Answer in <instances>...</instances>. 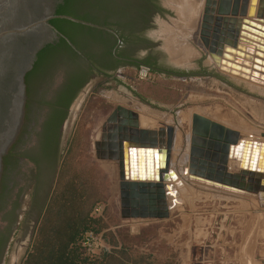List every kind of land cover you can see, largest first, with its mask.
I'll return each instance as SVG.
<instances>
[{"label":"water","instance_id":"water-1","mask_svg":"<svg viewBox=\"0 0 264 264\" xmlns=\"http://www.w3.org/2000/svg\"><path fill=\"white\" fill-rule=\"evenodd\" d=\"M196 1L199 12L202 2ZM174 3L183 8L178 18L173 16L170 24L160 21V28L151 33L159 41L176 34L174 52L168 51L170 58L165 56V69L216 77L264 101V89L259 88H264V0H206L201 40L209 56L198 40L200 20L192 18L196 6L192 15L191 3ZM151 12L145 19L152 18L153 22L155 14ZM53 15L51 0H0V189L3 158L22 124L26 76L47 42ZM163 41L161 45L167 49ZM92 88L83 91L70 109L61 128L60 152ZM176 132L170 125L158 131L142 129L139 114L123 106L116 107L109 117L94 148L98 160L118 163L122 219L145 223L170 220L176 201L169 204V198L177 194L178 180L183 179L186 168L188 182L253 199L264 208V142L244 140L238 131L195 114L189 163L176 171L171 165ZM230 161L239 165L237 173L230 172ZM35 170L29 163L24 170L12 171L6 177V186L11 189L4 192L5 210L0 213V241L7 239L1 264L21 263L50 192L56 168L51 181L37 195L31 181ZM16 203L20 205L17 214H28L19 216L13 225L8 214L16 209ZM135 230L138 233L137 227Z\"/></svg>","mask_w":264,"mask_h":264},{"label":"rangeland","instance_id":"rangeland-1","mask_svg":"<svg viewBox=\"0 0 264 264\" xmlns=\"http://www.w3.org/2000/svg\"><path fill=\"white\" fill-rule=\"evenodd\" d=\"M199 31L200 25L198 40L208 55ZM122 71L121 82L112 83L118 88L120 94L116 90L114 92L120 98L112 99L102 94V82L89 91L61 149L60 161L42 212L54 189L60 163L71 149L69 160L82 166H95L100 171L101 186L105 192L102 212L116 234L135 243L139 252L169 264H264V208L257 201L194 185L183 176L178 180L176 191L180 199L173 205L170 220L124 226L116 204V188L112 192V181L100 169V160L94 148V140L100 137L106 115L118 106L134 110L141 120L148 122L150 128L175 127L183 143V159L189 160L192 117L195 114L238 130L247 140H264V101L246 95L216 77L179 79L157 73L155 81L146 82L139 81V69L125 68ZM173 198L170 203H173ZM39 219L20 264L32 245ZM128 234L131 238H125ZM93 248L98 250L94 245Z\"/></svg>","mask_w":264,"mask_h":264},{"label":"flooded vegetation","instance_id":"flooded-vegetation-1","mask_svg":"<svg viewBox=\"0 0 264 264\" xmlns=\"http://www.w3.org/2000/svg\"><path fill=\"white\" fill-rule=\"evenodd\" d=\"M169 1L167 5L164 3L165 0H158L157 5L162 11L156 6L152 8L151 13L155 14L153 22L152 18L149 20L146 18L140 20L141 22L138 21L137 26H134L131 25L132 19L130 18L135 15L133 12L129 14L131 10L123 0L109 3L102 0L91 1L86 5L66 0H51L54 15L49 20L47 42L40 52L47 49L41 58L37 56L32 70L27 74L30 75V85L28 86L26 78V100L22 124L12 146L3 158L0 208H3L5 190L11 189V186H6L5 180L12 171H22L29 163L35 166L36 170L31 180L34 183L35 195L51 181L55 163L45 161L41 153L44 125L51 112L47 103L54 102L59 90L69 81L84 79L88 76L89 81L81 91L82 93L91 86L94 87L93 83L111 81L118 84L124 72L122 70L137 69L144 63L156 65L163 73L171 77L191 79L196 76L193 71L179 73L165 69V56L170 58V53L174 52L176 34H172L170 38L167 36L168 40L165 37L164 41L155 40L151 36L156 28H160V21L165 20L170 24V19L173 16L178 18V12L183 9L182 5H175L176 0ZM183 1L184 5L187 1L191 3L192 15H194V5L196 6L197 13L192 18L193 21L200 20L201 40L206 0H200L202 4H200L199 12V2L196 0ZM60 7L70 11L69 13L77 18L57 15ZM172 26L178 28L175 24ZM162 41L166 47L168 46V50L162 47ZM27 214L28 212L25 211L19 213L18 216L25 217ZM18 225L20 227V224ZM23 230L21 228L20 231ZM3 243L1 240L0 264L5 249Z\"/></svg>","mask_w":264,"mask_h":264},{"label":"trees","instance_id":"trees-1","mask_svg":"<svg viewBox=\"0 0 264 264\" xmlns=\"http://www.w3.org/2000/svg\"><path fill=\"white\" fill-rule=\"evenodd\" d=\"M66 1L86 5L91 1L101 0ZM102 1L109 3L119 0ZM123 2L131 10L129 14L133 12L135 15L134 18H130L131 25L134 26H137L138 21L145 20V15L150 13L154 6L162 11L157 5L158 0H123ZM69 12L60 7L57 15L77 18ZM46 49L38 54L40 58ZM143 66L151 68L155 74L163 73L151 63H144ZM29 76H26L28 86ZM88 81V76L69 81L59 90L54 102L47 103L51 112L44 125L41 153L45 161L55 163V168L60 161L61 128ZM68 154L60 163L54 189L41 214L32 245L22 264H169L168 261L161 262L153 255L139 252L135 243L124 240L123 235L116 234L106 220L104 212L95 215V210L105 201L100 171L95 166L88 167L74 163L69 160ZM18 208L20 205L16 203V209L9 213L11 215L8 214L13 225L19 219ZM4 210V207L0 208V213ZM89 233L100 239L104 248L96 251L93 248L89 249L85 239ZM125 238H131L130 234ZM3 242L6 246L7 239H3Z\"/></svg>","mask_w":264,"mask_h":264},{"label":"crops","instance_id":"crops-1","mask_svg":"<svg viewBox=\"0 0 264 264\" xmlns=\"http://www.w3.org/2000/svg\"><path fill=\"white\" fill-rule=\"evenodd\" d=\"M100 86L102 88V94L107 95L108 97H112V99H114V97L120 98V96H119L120 92H119L118 88L115 85H113L111 81H104V82H102L100 84ZM115 90L119 94H117L116 92H114ZM126 107H128V106H126ZM128 109H130V108H128ZM113 111L106 115V119H104L103 124H102V127H101L100 137L99 138L96 137V139L94 140V143H96V142H98L100 140V138L102 136V131H103L105 125L107 124V121H108L109 117L111 116V114L113 113ZM141 121L142 120L140 118V127L142 129H144L146 127H150L148 125H143ZM162 128H163L162 126H160V127H151L152 130H156V131H158L159 129H162ZM243 136L244 135H242L241 137L243 138ZM244 139H247V138H244ZM252 140H254V139H252ZM182 144L183 143L179 139L178 130H177V132H176V139H175V143H174V149H173V153H172V161H171L172 169H174L176 171H179L181 169V167L187 166L188 165L187 163H189V162L186 163L185 162V159L186 158L183 159V157H182L183 156V152H182L183 151L182 150V146L183 145ZM178 162H179V164H178ZM230 162H232V161H230ZM100 164H101L100 169H102V171H104L105 173H107L108 176H109V178L112 181V192H113V188H116V192H117L116 194L118 195V200H117V203L116 204H117V206L119 208L120 215H121L120 186H119L120 185V175H119L120 173H119L118 163L117 162H113V161H100ZM229 168H230V172L231 173H237L238 172V170L235 167L233 168V163L232 164L229 163ZM115 180H116V186L114 187ZM211 190L217 192V190H214V189H211ZM112 195H113V193H112ZM170 202H171V200L169 198V204H170ZM121 223L124 226L125 225H131V226L139 225L140 226L142 224V222H139V221L138 222H135V221H131V220H124V219H122V217H121Z\"/></svg>","mask_w":264,"mask_h":264},{"label":"built area","instance_id":"built-area-1","mask_svg":"<svg viewBox=\"0 0 264 264\" xmlns=\"http://www.w3.org/2000/svg\"><path fill=\"white\" fill-rule=\"evenodd\" d=\"M138 79L139 81L153 82L156 79V74L152 71L151 68L141 66L138 71ZM101 214H102V207L99 206L95 210V215H101ZM85 239H86V245L89 247V249L93 248V245L98 247V249L104 248V245L101 242V240L90 233L86 235Z\"/></svg>","mask_w":264,"mask_h":264},{"label":"bare ground","instance_id":"bare-ground-1","mask_svg":"<svg viewBox=\"0 0 264 264\" xmlns=\"http://www.w3.org/2000/svg\"><path fill=\"white\" fill-rule=\"evenodd\" d=\"M225 74L228 75V76H230V77H232V78H236V79H238V80H240V81L246 82V81L241 80L240 78L235 77V76H233V75H231V74H228V73H225ZM246 83H248V82H246ZM249 84H250V83H249ZM251 84H252V83H251ZM255 86H256V85H255ZM256 87H259V86H256ZM259 88H261V87H259ZM262 89H264V88H262ZM147 123H148L147 121H143V120H142V124L147 125ZM240 135H241V133H240ZM241 136H242V135H241ZM243 139H244V138H243ZM244 140H245V139H244ZM246 140H247V139H246ZM251 141H252V142H264V140H262V139H261V140H260V139H259V140H255V139H254V140H251ZM185 161H189V160L186 159ZM186 163H187V162H186ZM230 163H231V164L233 163V168L235 167V168L238 170V168H239L238 166H239V165H238L237 163H235V162H233V161L230 162ZM187 164H188V163H187ZM236 164H237V165H236ZM184 167H185V166H184ZM231 168H232V167H231ZM183 170H184V169H183ZM184 171H185V172H184L183 176H184L185 178H186V177L189 178V176H190L189 173H188L189 170L186 168ZM200 186H202V185H200ZM204 187H206V186H204ZM184 188H185V187H184ZM206 188H208V187H206ZM176 192H177V191H176ZM220 192H221V191H220ZM224 193H225V192H224ZM174 197H175V200H174V201H176V203H178V201H179L178 199H180V198H178V194H176Z\"/></svg>","mask_w":264,"mask_h":264}]
</instances>
